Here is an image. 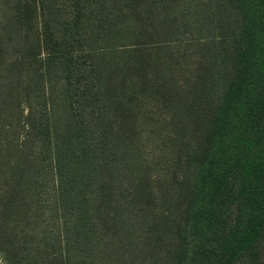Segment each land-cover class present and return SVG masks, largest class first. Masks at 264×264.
<instances>
[{
	"label": "trees",
	"instance_id": "obj_1",
	"mask_svg": "<svg viewBox=\"0 0 264 264\" xmlns=\"http://www.w3.org/2000/svg\"><path fill=\"white\" fill-rule=\"evenodd\" d=\"M0 264H264V0H0Z\"/></svg>",
	"mask_w": 264,
	"mask_h": 264
},
{
	"label": "rangeland",
	"instance_id": "obj_2",
	"mask_svg": "<svg viewBox=\"0 0 264 264\" xmlns=\"http://www.w3.org/2000/svg\"><path fill=\"white\" fill-rule=\"evenodd\" d=\"M186 39H190V36L188 35L186 37ZM152 127L154 129H152L153 131L151 132V137L150 140L148 141L149 144L146 147V151L149 154H156V153H161V149H163L162 144L159 143V138L163 135L168 134L166 131L163 130V126L162 125H155L153 124ZM150 128V127H149ZM155 164H153L154 166ZM153 170L155 171V168H153Z\"/></svg>",
	"mask_w": 264,
	"mask_h": 264
}]
</instances>
